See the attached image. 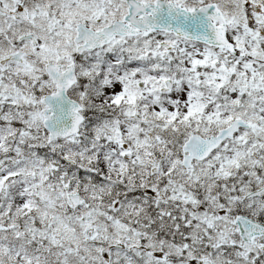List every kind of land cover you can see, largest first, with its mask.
<instances>
[{
  "label": "snow or ice",
  "instance_id": "6c2138e0",
  "mask_svg": "<svg viewBox=\"0 0 264 264\" xmlns=\"http://www.w3.org/2000/svg\"><path fill=\"white\" fill-rule=\"evenodd\" d=\"M0 264H264V0H0Z\"/></svg>",
  "mask_w": 264,
  "mask_h": 264
}]
</instances>
